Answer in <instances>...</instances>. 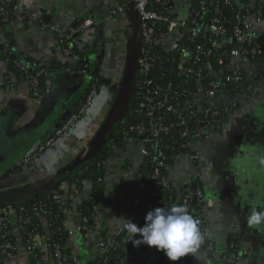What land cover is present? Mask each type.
<instances>
[{
	"label": "built area",
	"instance_id": "built-area-1",
	"mask_svg": "<svg viewBox=\"0 0 264 264\" xmlns=\"http://www.w3.org/2000/svg\"><path fill=\"white\" fill-rule=\"evenodd\" d=\"M4 1L7 0H0V21L8 23L9 12ZM131 1L139 13L141 26L132 93L135 95L139 111L146 118V123L124 126L123 141L134 144L136 152L131 158L142 159L140 166L146 161H151L153 166L150 171L145 172L146 176L139 171L135 190L127 195L125 190V193L121 194V201L125 195L129 198L128 215L130 212H136L148 197H157L155 206H185L194 219L199 221L203 243L198 251L206 253L211 264H241L249 256L247 249L240 244L235 249L233 243H230L229 247L225 245L223 250L218 252L207 232V200L204 186L195 185L198 178L193 172L184 178H176L173 167L179 157H185L192 166L205 164L204 158L196 149V142L206 141L212 134L219 132L229 115L237 108L238 101L255 95L263 86L264 61L252 63L250 60L255 56H264V35L254 29V24L263 20L261 5L264 0H247V3L241 4L246 15L241 18L239 13L236 14L237 23L233 26L231 34L224 24L221 9L215 4L217 0H212L211 10H208V2L211 0H200L198 12L192 13L190 10L181 17L177 14L179 0ZM180 1L183 6H188L189 3L191 6V0ZM231 1L240 3V0H226V3ZM249 9L253 11L249 12ZM125 10L123 6H118L113 13H124ZM12 11L28 23L35 24L40 31L55 34L57 44L51 53L52 56L61 54L77 57L78 53L87 55L89 45L83 41L82 33L92 23L89 18H83L71 28L63 30L58 24L40 22L36 12L16 3ZM201 12H211V15H201ZM230 43L233 45L227 49ZM0 44H3L1 38ZM12 52L13 50L4 44L2 55L5 56L6 64L9 62V57L6 56ZM212 58L217 61L216 68L212 64ZM238 60L243 61V64L237 63ZM12 61L21 73L26 74L24 79L29 84L30 94L39 103L52 88L49 69L40 61L30 63L18 56ZM30 70L35 72L29 77ZM173 75L178 77L176 81ZM111 84L117 88L120 83ZM229 84L233 85L231 90L234 91V97L230 99L220 93L224 92ZM97 95V87L86 86L75 110L39 142L28 156L40 157L53 151L61 141H65L86 116ZM219 95L225 100L221 101ZM175 129V135L165 137ZM164 138L175 140L171 142ZM147 140L148 146L145 145ZM186 169L188 171L187 167ZM51 199L61 201V196L54 192ZM25 203L30 205L29 210L23 204L18 209L2 210L0 214V264H14L13 260L18 255L20 246H23L24 264H73L75 257L69 237H90L93 223L90 222L89 216H76L73 228L65 224L67 238L64 248L70 250L69 256L63 251L60 243L53 239V232H49L53 222H49L51 212L46 204H37L32 200ZM100 207L98 205L95 208V214ZM30 209L33 210L31 213ZM78 212L76 207L75 214ZM32 213L37 215L39 223L34 221ZM125 222L114 234L97 241L94 255L84 264H111L110 256L115 252L120 257L115 258L113 263L123 264L129 255L142 250L126 247L123 254L118 252L116 236L125 231ZM14 231L20 236V244ZM126 236L125 243L128 244L130 241L127 232ZM179 260L183 264L186 262L185 256Z\"/></svg>",
	"mask_w": 264,
	"mask_h": 264
},
{
	"label": "crops",
	"instance_id": "crops-1",
	"mask_svg": "<svg viewBox=\"0 0 264 264\" xmlns=\"http://www.w3.org/2000/svg\"><path fill=\"white\" fill-rule=\"evenodd\" d=\"M8 1L36 12L42 21L58 24L63 30L83 18H89L92 23L82 35L89 45L88 62L61 54L52 56L57 44L55 34L40 31L35 24L22 21L17 15L18 18L4 28L0 24L3 44L12 39L17 54L45 64L52 77L50 93L38 103L30 94L28 82L7 68L0 44V195L47 179L72 163L89 146L117 97V90L101 81L121 82L125 63L117 58L116 47L123 48L122 37L131 35L132 26L127 10L113 13L116 5L126 9L128 0ZM177 6L179 17L190 12V3L183 6L179 0ZM121 20H125L128 26ZM254 29L264 35V17L254 24ZM237 63L243 64V61L238 60ZM93 71L101 79L98 95L78 127L53 151L40 157L28 156L75 110ZM218 98L225 100L221 95ZM195 146L206 163L192 166L185 157H179L174 162L173 174L180 179V176L184 178L193 172L204 186L206 228L216 249L221 252L228 235L233 233L249 252L241 264H264V225L257 230L246 222L249 205L259 204L264 210V166L259 164V160L264 158V84L255 95L238 102L219 132L206 141H197ZM135 152L132 142H123L105 166V181L112 185L123 179L126 195L135 190L141 169L142 159L131 158ZM61 187L63 222L73 228L77 204L88 195L91 184L87 182L81 192L75 193L68 189L66 182ZM126 195L115 207L100 204L90 237H69L75 257L73 264H84L94 255L97 241L114 234L125 221L123 219L127 218L130 208ZM14 232L20 244V236ZM22 247L13 260L14 264L25 263ZM131 256L123 264H155L157 261L152 248L135 251ZM195 256L200 259L188 255V264H211L206 253L197 251Z\"/></svg>",
	"mask_w": 264,
	"mask_h": 264
},
{
	"label": "trees",
	"instance_id": "trees-1",
	"mask_svg": "<svg viewBox=\"0 0 264 264\" xmlns=\"http://www.w3.org/2000/svg\"><path fill=\"white\" fill-rule=\"evenodd\" d=\"M199 1L200 0H192L191 1V6L190 10L192 13L198 12L199 11ZM216 1V0H215ZM218 2L215 3L216 6H218L221 9L222 12V18L224 20V24L229 31V34H231V30L233 26L237 23V19L235 18L236 14H240L241 18L244 17L245 12L243 11L244 8L241 7L242 3H247V0H240V3L236 1H231L229 4L226 3V0H217ZM5 2V1H4ZM6 9L9 12V22H12V20H16L18 18L17 16L14 15L12 8L15 4L14 1H6ZM209 9H212V0L208 2ZM261 9L263 10L264 13V4L261 5ZM253 9H249V12H252ZM201 15L205 16H210V13H203L201 12ZM1 18V16H0ZM21 19V18H20ZM40 22H44L38 18ZM22 21H26V19H21ZM8 23L0 21V24L2 28H4ZM78 23V22H76ZM75 23V24H76ZM9 35V33H7ZM5 44V43H4ZM4 44L1 45L2 50ZM8 45L9 49L13 50V52L6 57H9V62L7 63V68L14 72L17 77L21 80H26L24 79L26 74L21 73L18 68L13 64V59L18 56L24 59L26 62H32V61H38L34 58H26L22 57L21 55L17 54L13 45L12 39H8V42H6ZM233 43L227 45V49L231 48ZM160 50V49H159ZM161 51V50H160ZM3 56V55H2ZM77 58L81 61H87L88 62V56L83 55L82 53H78ZM5 59V56L3 57ZM177 61V59H176ZM264 61V56H255L253 59L250 60V62H260ZM43 64V63H42ZM212 64L216 68L218 66L217 61L215 58H212ZM175 65V63H174ZM46 66V65H45ZM47 67V66H46ZM48 68V67H47ZM34 70L29 71V77L34 74ZM245 73V72H243ZM92 79L89 81L87 86H95L99 89L100 85V80L98 75L93 71L91 72ZM173 78L175 81L177 80V76L173 75ZM264 84V83H263ZM232 84H229L225 87L224 92H220L225 94V98H233L234 97V91L232 89ZM118 90V88L113 87V90ZM227 92V93H226ZM219 93V94H220ZM239 102V101H238ZM144 124L146 123V118L142 116V113L139 111L137 102L135 99V95L132 93L129 101H128V107L126 108L125 112L122 114V117L115 127V129L111 132L108 140L104 145H102L97 152L86 162L83 164L81 167H79L76 171L68 175L64 180L57 182L53 184L51 187L44 188L40 191H37L27 197H23L17 201H11L9 203L3 204L0 206V214L2 210L6 209H11L15 208L18 209L21 205H25L26 208H30V205H27L25 202L27 201H34L37 204L40 202H43L46 204L47 209L51 212V217H49V222H53V225L51 228H49V232L52 233L53 239H55L57 242L60 243V245L63 247V251L67 253V255L70 256L69 254V249L66 250L64 248V243L67 238V229L65 227V224L63 223L64 215L61 212V201H53L51 199V196L54 192L60 194L62 191V184L64 182L68 183L70 191H73L72 193L75 192H81L82 189L84 188L85 184L89 182L91 184L90 191L88 195L82 199L80 203L77 204V215L76 216H81V215H86L89 216L90 222L93 223V220L95 219V208L100 205L101 203H105L110 207H115L118 205L121 201V194L125 193V184L123 179H119L116 183L112 185H108V183L105 181V169H106V162L108 159L112 156V154L123 144V128L128 127L129 125H136V124ZM176 129L173 131V133L169 134V137L172 134H176ZM165 140L174 142L175 138L172 139H166ZM149 141L147 140L145 145L148 146ZM172 161L170 160V163ZM153 166L151 161H146L141 165L140 172H143V175L146 176V171H150L151 167ZM145 173V174H144ZM195 185H201V182L196 180ZM158 201L157 197H148L145 201H143L139 207V209L136 212H130L128 215L127 219H131L133 223H135L138 227L143 226L144 224V216L146 213L154 208H157V205L155 206V203ZM164 207V205L160 206ZM33 211L30 209V212ZM33 219L35 222L39 223L38 217L36 214H33ZM126 223V222H125ZM127 236H126V230L116 236V242L118 245V252L123 254V249L128 247L129 249L134 247L138 249H143V248H152L155 253L157 254V261L155 264H183L180 260L172 262L167 259V257L164 255L163 251H157L155 247H149L147 245L141 244L139 246H134L132 242L130 241L128 244L125 243ZM136 239H139V235L134 237ZM230 243H233V248L237 249L239 241L236 237L235 234H229L228 238L226 240V245L227 247L230 246ZM119 254L115 252L110 256V263L114 264L113 261L115 258H119ZM129 257H132L129 255ZM188 256H185L186 262L184 264H188ZM92 262V260L90 261ZM89 262V263H90ZM88 264V263H87Z\"/></svg>",
	"mask_w": 264,
	"mask_h": 264
},
{
	"label": "clouds",
	"instance_id": "clouds-1",
	"mask_svg": "<svg viewBox=\"0 0 264 264\" xmlns=\"http://www.w3.org/2000/svg\"><path fill=\"white\" fill-rule=\"evenodd\" d=\"M264 166V158L259 160ZM250 207L246 222L250 228L260 230L264 225V210L259 204ZM124 229L134 246L141 244L163 251L169 261L175 262L186 255L195 256L203 243L199 221L188 212L185 206L174 204L157 207L146 213L143 226H137L131 219H123ZM139 235V239L136 237Z\"/></svg>",
	"mask_w": 264,
	"mask_h": 264
},
{
	"label": "water",
	"instance_id": "water-1",
	"mask_svg": "<svg viewBox=\"0 0 264 264\" xmlns=\"http://www.w3.org/2000/svg\"><path fill=\"white\" fill-rule=\"evenodd\" d=\"M125 7L132 25V39L129 46L128 59L125 65L124 76L117 87V97L99 132L89 144V146L84 150V152L80 154L77 159H75L72 163H70L57 173H54L47 179L39 181L33 185H29L27 187L15 190L13 192H7L0 195V205L9 203L11 201H17L23 197H27L37 191H40L47 187H51L53 184L64 180L68 175L76 171L79 167L88 162L90 158H92L95 152H97L98 149L102 145H104V143H106L111 132L119 123L122 114L126 110L129 98L132 94V88L135 79V70L137 67V58L139 55V47L141 41V26L139 13L131 0H128L126 2ZM104 82L106 85L111 86L112 88L116 87L115 85L111 84L110 80L101 81V83Z\"/></svg>",
	"mask_w": 264,
	"mask_h": 264
},
{
	"label": "rangeland",
	"instance_id": "rangeland-1",
	"mask_svg": "<svg viewBox=\"0 0 264 264\" xmlns=\"http://www.w3.org/2000/svg\"><path fill=\"white\" fill-rule=\"evenodd\" d=\"M116 7H118L117 5L115 6V8ZM124 24H126V26H128V24L126 23V21L125 20H121ZM131 32H132V26H131ZM84 33V32H83ZM83 33H82V35H83ZM123 39V43H125L124 45H123V48L122 47H120V48H118V47H116V50H117V58H119L122 62H124L125 63V65H126V63H127V59H128V51H129V46H130V43H131V39H132V37H131V35H126L125 37H122ZM83 41L84 42H86L85 40H84V38H83Z\"/></svg>",
	"mask_w": 264,
	"mask_h": 264
}]
</instances>
